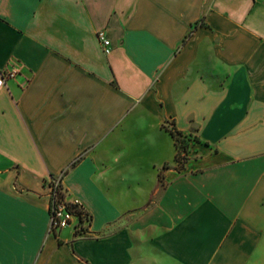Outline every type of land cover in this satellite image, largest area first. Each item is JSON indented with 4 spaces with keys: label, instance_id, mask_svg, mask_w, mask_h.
Returning a JSON list of instances; mask_svg holds the SVG:
<instances>
[{
    "label": "crops",
    "instance_id": "0c3cea01",
    "mask_svg": "<svg viewBox=\"0 0 264 264\" xmlns=\"http://www.w3.org/2000/svg\"><path fill=\"white\" fill-rule=\"evenodd\" d=\"M4 71L0 264H264V0H0Z\"/></svg>",
    "mask_w": 264,
    "mask_h": 264
},
{
    "label": "built area",
    "instance_id": "2783aa9c",
    "mask_svg": "<svg viewBox=\"0 0 264 264\" xmlns=\"http://www.w3.org/2000/svg\"><path fill=\"white\" fill-rule=\"evenodd\" d=\"M98 40L102 45V51L108 53V40L103 37L101 31L96 33ZM13 76L12 72H0V88L5 78ZM186 140L188 138L186 137ZM44 185L48 193V225L47 231L50 233L70 227L74 235H82L86 231L89 217L81 211L76 212V207L80 203L77 200H67L60 183V176H50L44 180Z\"/></svg>",
    "mask_w": 264,
    "mask_h": 264
},
{
    "label": "trees",
    "instance_id": "16d2710c",
    "mask_svg": "<svg viewBox=\"0 0 264 264\" xmlns=\"http://www.w3.org/2000/svg\"><path fill=\"white\" fill-rule=\"evenodd\" d=\"M166 129L168 130L169 134L173 139V144L175 147L174 160L179 166H181L183 162L186 160L187 145H188L186 136H184L182 133L176 130L172 124H170L168 128L166 126ZM158 176H160V173L158 174ZM75 210L78 214H80L81 211H84V213L90 219L89 213L82 207L81 204L79 205V207H76Z\"/></svg>",
    "mask_w": 264,
    "mask_h": 264
}]
</instances>
